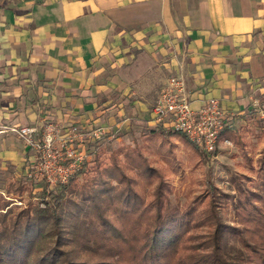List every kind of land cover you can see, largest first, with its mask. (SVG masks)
Masks as SVG:
<instances>
[{"label": "rangeland", "instance_id": "obj_1", "mask_svg": "<svg viewBox=\"0 0 264 264\" xmlns=\"http://www.w3.org/2000/svg\"><path fill=\"white\" fill-rule=\"evenodd\" d=\"M118 3L116 16L109 17L113 23L108 24L97 49L89 50L84 41L85 50L71 48L68 58L54 55L55 64L39 57L33 71L23 70L29 83L16 98L18 105L5 110L8 123L0 138L1 142L6 138L9 147L20 148L22 154L18 160L0 162V206L3 200H13L10 207L17 211L29 203L43 205V197L53 201L63 194L58 184L67 182L73 173L69 171L64 181H49L41 152L9 130L21 124L40 126L47 120L56 128L51 154L61 156L60 164L72 162L75 172L87 162L77 186L97 177V159L105 167L113 155L131 175L124 152L137 146L173 187L170 199L174 204L204 193L210 183L221 200L238 194V184L256 187L257 162L264 152V29L221 38L209 35L201 43V37L187 31L198 25L197 16L185 14L196 0H183L181 10H174L176 2L169 1L171 15L163 14L160 0ZM177 77L185 80L190 94L216 96L228 109L222 130H231L232 137L223 135L217 151H202L153 120L151 107L158 93ZM164 134L170 135L166 139ZM18 183L25 184L30 193L6 192ZM219 214L232 222V205L227 202Z\"/></svg>", "mask_w": 264, "mask_h": 264}, {"label": "trees", "instance_id": "obj_2", "mask_svg": "<svg viewBox=\"0 0 264 264\" xmlns=\"http://www.w3.org/2000/svg\"><path fill=\"white\" fill-rule=\"evenodd\" d=\"M170 131L193 145L185 134ZM231 134L222 130L219 139ZM124 157L131 175L113 155L105 167L97 159V177L77 186L83 162L58 184L63 194L53 201L43 197V205L14 211L13 200H3L0 264H264V152L255 188L238 184V194L221 200L210 183L181 204L171 202L173 187L139 147L126 149ZM6 192L21 196L29 189L18 183ZM227 202L232 222L219 214Z\"/></svg>", "mask_w": 264, "mask_h": 264}, {"label": "crops", "instance_id": "obj_3", "mask_svg": "<svg viewBox=\"0 0 264 264\" xmlns=\"http://www.w3.org/2000/svg\"><path fill=\"white\" fill-rule=\"evenodd\" d=\"M119 1L129 5L132 0H0V138L8 123L5 110L18 105L16 98L29 83L23 70L33 71L39 57L46 64H55L54 55L68 58L71 48L84 49V41L89 50L97 49L108 24L113 23L109 17L116 16ZM160 1L163 14L171 15L168 2L175 1L174 10H181L183 0ZM190 1L195 0H186ZM196 1L185 14L197 16L198 25L187 31L201 37V43L209 35L221 38L264 29V0ZM196 93L192 96H202ZM5 139L0 141V162L18 160L21 149L9 147Z\"/></svg>", "mask_w": 264, "mask_h": 264}, {"label": "built area", "instance_id": "obj_4", "mask_svg": "<svg viewBox=\"0 0 264 264\" xmlns=\"http://www.w3.org/2000/svg\"><path fill=\"white\" fill-rule=\"evenodd\" d=\"M227 112L222 100L216 96H192L180 77L172 78L162 87L151 107L156 124L185 134L190 142L206 152H213L219 144V134L229 118ZM55 129L54 123L48 120L40 126L9 127L26 146L41 152L42 167L49 181H64L73 173L74 164L69 160V164L63 166L59 162L61 156L51 154ZM49 156L53 158L47 159Z\"/></svg>", "mask_w": 264, "mask_h": 264}]
</instances>
